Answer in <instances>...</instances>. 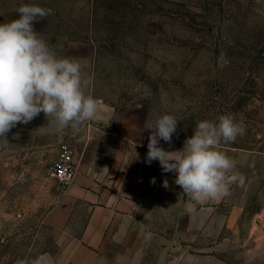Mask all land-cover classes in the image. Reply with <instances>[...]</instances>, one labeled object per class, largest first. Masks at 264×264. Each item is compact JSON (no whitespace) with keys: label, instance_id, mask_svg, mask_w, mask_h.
<instances>
[{"label":"rangeland","instance_id":"1","mask_svg":"<svg viewBox=\"0 0 264 264\" xmlns=\"http://www.w3.org/2000/svg\"><path fill=\"white\" fill-rule=\"evenodd\" d=\"M23 4L52 9L35 29L59 56L79 60L102 104L100 118L75 138L70 129L57 133L43 113L0 138V264L57 251L46 216L61 189L46 171L63 138L104 161L112 131L130 120L146 128L162 114L180 121L173 135L185 138L198 121L222 114L243 121L245 134L223 145L241 152L235 171L244 182L209 202L211 234L172 235L170 219L157 212L173 208L170 196L158 204L163 183L148 179L143 213L110 241L106 264H124L125 244L145 241V264L171 257L178 264H264V0H0V23Z\"/></svg>","mask_w":264,"mask_h":264},{"label":"clouds","instance_id":"2","mask_svg":"<svg viewBox=\"0 0 264 264\" xmlns=\"http://www.w3.org/2000/svg\"><path fill=\"white\" fill-rule=\"evenodd\" d=\"M15 11L16 18L0 23V138L7 140L18 124H29L41 113L57 133L70 129L77 134L87 122L100 118L102 100L89 92L94 77L84 72L79 60L59 56L35 29L52 9L23 4ZM179 122L174 115L162 114L147 123L150 135L145 162L159 161L163 172L174 173V183L194 204L226 197L231 186L243 183L244 177L235 171L237 161L221 145L245 134L243 121L231 114L198 121L182 149L165 150L160 141L171 145ZM163 187H169L167 179ZM187 211L196 209L189 204ZM18 264L51 261L22 259Z\"/></svg>","mask_w":264,"mask_h":264},{"label":"crops","instance_id":"3","mask_svg":"<svg viewBox=\"0 0 264 264\" xmlns=\"http://www.w3.org/2000/svg\"><path fill=\"white\" fill-rule=\"evenodd\" d=\"M134 115L135 112L127 114L130 117ZM75 135L71 136L75 138ZM149 135L150 130L144 128L141 123H133L130 120L111 132L112 152L104 161L101 158L93 159L91 154L82 155L83 144L74 148V179L68 186L59 188L61 190L57 200L46 216L53 240L58 245L52 256H43L46 262L50 260L51 264H106L110 241L122 236L142 215L144 201L141 196L147 180L152 181L153 178L155 183L168 180L169 187L165 188L160 184V191L156 196L158 204L163 205V202L169 199L173 206L170 211H157L173 224L168 234L212 233L213 214L211 206L208 205L211 200L194 204L189 198L186 201L180 199L181 190L174 183L175 174L163 172L159 161H152L151 164L145 162ZM186 139L173 135L171 145L161 140L160 146L165 150H180ZM63 140L73 145L69 139ZM221 150L234 158L237 164L241 161V152L237 149L221 145ZM164 196L170 198L166 199ZM189 204H193L195 212L187 211ZM150 215L157 217L156 212ZM147 229L143 227L141 234L146 235ZM162 247L164 246L161 245ZM147 248L146 241L125 244L124 252L127 249L131 252L128 256L124 254V264H145ZM178 263L171 257L165 264Z\"/></svg>","mask_w":264,"mask_h":264},{"label":"built area","instance_id":"4","mask_svg":"<svg viewBox=\"0 0 264 264\" xmlns=\"http://www.w3.org/2000/svg\"><path fill=\"white\" fill-rule=\"evenodd\" d=\"M74 153V146L69 141L62 140L56 158L47 168L48 178L61 184V187L68 186L74 179L76 173Z\"/></svg>","mask_w":264,"mask_h":264},{"label":"water","instance_id":"5","mask_svg":"<svg viewBox=\"0 0 264 264\" xmlns=\"http://www.w3.org/2000/svg\"><path fill=\"white\" fill-rule=\"evenodd\" d=\"M58 188H61V184H59Z\"/></svg>","mask_w":264,"mask_h":264}]
</instances>
